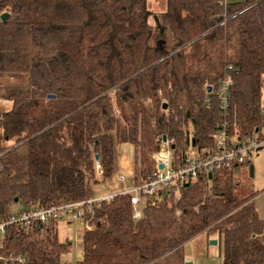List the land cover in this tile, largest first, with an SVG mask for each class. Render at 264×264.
Segmentation results:
<instances>
[{
    "label": "trees",
    "instance_id": "trees-1",
    "mask_svg": "<svg viewBox=\"0 0 264 264\" xmlns=\"http://www.w3.org/2000/svg\"><path fill=\"white\" fill-rule=\"evenodd\" d=\"M149 10L148 0H0V17L9 14L0 101L12 103L0 111V218L17 203L93 198L96 163L112 177L118 144L134 147L136 185L155 171L146 153L160 152L164 137L179 157L212 148L224 125L241 142L263 126L264 0H166L160 26ZM246 189L224 168L147 202L138 220L131 196L118 194L84 212L78 264H183L185 246L204 234L222 244L223 264H264L259 191L243 198ZM56 224L43 234L11 228L6 256L62 264L72 243L59 241Z\"/></svg>",
    "mask_w": 264,
    "mask_h": 264
},
{
    "label": "built area",
    "instance_id": "built-area-1",
    "mask_svg": "<svg viewBox=\"0 0 264 264\" xmlns=\"http://www.w3.org/2000/svg\"><path fill=\"white\" fill-rule=\"evenodd\" d=\"M230 78H224L220 82L219 98L220 106L226 111L229 105V90L231 88ZM207 103L208 99L205 100ZM264 150V124L251 138L246 141H239L231 136L227 126H223L214 136L212 148L192 149L187 154L175 157L172 146L169 142L162 144L160 152L154 156L155 171L140 178L139 183L133 185L129 190L108 194L99 198H91L65 205H52L47 208L37 207L22 209L8 217L0 218V263L10 261L15 264H27L28 258L23 255L6 256V237L13 227L32 231L40 229L44 232V226L51 222H59L69 218L71 222L83 219L85 228H89V222L84 218V212L91 210L100 203L115 198L118 194H129L133 207V219H141L144 205L147 202L161 203L166 195L178 192L190 182L197 181L201 177L212 179L224 168L233 169L249 164L252 161L253 153ZM160 165L164 168L160 169ZM97 173L102 174V166L96 163ZM211 177V178H210ZM123 181V176L119 177Z\"/></svg>",
    "mask_w": 264,
    "mask_h": 264
},
{
    "label": "rangeland",
    "instance_id": "rangeland-1",
    "mask_svg": "<svg viewBox=\"0 0 264 264\" xmlns=\"http://www.w3.org/2000/svg\"><path fill=\"white\" fill-rule=\"evenodd\" d=\"M239 2H244L245 0H238ZM149 11L153 14L154 18L166 10V0H148ZM153 16L150 17L149 21L151 24H154ZM155 20V19H154ZM9 82L13 80L8 79ZM12 108V103L7 101H0V111H7ZM157 155L154 149L146 153V170L153 168V158ZM123 160V159H122ZM133 161V156L131 158ZM254 170V177L251 178V168ZM131 175L129 172L123 173V176L127 179L125 185L126 188H129L132 181V176L134 174L133 168L134 165L129 166ZM125 169V168H124ZM234 176L237 181L245 186L246 193L242 196L243 198L248 197L255 191H259L258 204L261 205L264 203V150L259 151L258 153H253L252 161L250 164L239 166L234 169ZM112 178V177H110ZM109 179L107 178L106 181ZM100 187H105L103 184H99ZM22 209V205L16 204L12 213ZM85 231V224L83 219L77 222H71L69 218L58 222V237L59 241L73 242L69 247L68 251L63 253L61 256L62 264H78L83 257V234ZM212 241H217L216 245H212ZM222 244L218 242V239L210 237L207 234L200 235L195 238L193 241L189 242L183 249V264H223L222 260ZM175 258V257H174ZM178 259V258H176ZM179 261V260H178Z\"/></svg>",
    "mask_w": 264,
    "mask_h": 264
},
{
    "label": "crops",
    "instance_id": "crops-1",
    "mask_svg": "<svg viewBox=\"0 0 264 264\" xmlns=\"http://www.w3.org/2000/svg\"><path fill=\"white\" fill-rule=\"evenodd\" d=\"M228 3L232 2H239L238 0H226ZM133 156V161H131V158ZM123 159V160H122ZM134 165L133 171L134 174L132 176V181L130 183L129 188H126L125 185L127 183V179L123 176V173L125 174L126 171L129 172V175H131V171L129 170V166ZM125 168V169H124ZM135 156H134V147L129 144H118L116 146V157H115V166H114V172L112 175V178L107 179L102 178V174L97 173V182L91 184V191L93 198H99L103 197L105 195H108L110 193L116 194L121 193L124 191L129 190L131 187H133L135 183ZM123 176L124 180L120 181L119 177ZM99 184H103L105 187H100ZM261 199L259 198V195L256 200L257 208L259 211L260 217L264 220V203L259 205L258 201ZM57 231H58V224H56ZM73 243V242H71Z\"/></svg>",
    "mask_w": 264,
    "mask_h": 264
},
{
    "label": "water",
    "instance_id": "water-1",
    "mask_svg": "<svg viewBox=\"0 0 264 264\" xmlns=\"http://www.w3.org/2000/svg\"><path fill=\"white\" fill-rule=\"evenodd\" d=\"M8 16H9L8 13H4V14H2L1 17H0V21L5 22L6 19L8 18ZM154 19H155V22L158 24V26H160V24H159V20H158V17L156 16ZM209 91H211V88L209 89ZM166 108H167V105L165 104V105H164V109H166ZM163 141L166 142V138H165V137H164ZM172 149H174L173 146H172ZM95 158H96V160H98V155H96ZM159 168L162 169V168H164V166H163V165H160ZM210 178H211V177H210ZM211 244H212V245H216V244H217V241H212Z\"/></svg>",
    "mask_w": 264,
    "mask_h": 264
}]
</instances>
